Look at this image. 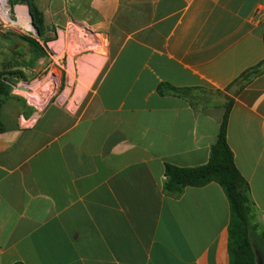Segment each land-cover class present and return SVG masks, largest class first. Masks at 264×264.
<instances>
[{"label":"crops","instance_id":"crops-1","mask_svg":"<svg viewBox=\"0 0 264 264\" xmlns=\"http://www.w3.org/2000/svg\"><path fill=\"white\" fill-rule=\"evenodd\" d=\"M42 10L46 39L87 28L105 37L108 61L68 104L21 108L13 91L0 109V264H230L223 188L169 197L165 165L208 163L226 89L264 62V0H45ZM163 84L226 96L194 108ZM227 137L264 225V75L236 98Z\"/></svg>","mask_w":264,"mask_h":264},{"label":"trees","instance_id":"trees-1","mask_svg":"<svg viewBox=\"0 0 264 264\" xmlns=\"http://www.w3.org/2000/svg\"><path fill=\"white\" fill-rule=\"evenodd\" d=\"M29 6L39 38L47 41L45 34L49 31L45 16L34 0H14ZM34 62L45 58L46 53L41 44L33 38L25 37ZM25 79L23 73H19ZM264 75V62L247 70L226 92L230 94L222 104L224 116L217 136L216 143L210 151V158L206 165L181 168L171 164L165 165V195L173 198L182 196L187 188H202L211 183L219 184L230 204L231 221L229 225L228 251L230 264H259L255 242L264 246V225L260 220V212L252 198L251 186L239 171L235 163V155L228 144V125L231 111L236 98L254 80ZM10 81L0 73V109L4 106L10 94ZM161 94H171L186 99L194 108H206L219 104L218 99L225 93L221 91L200 90L196 88H176L169 84L160 87ZM218 98V99H217ZM0 127L2 124L0 121Z\"/></svg>","mask_w":264,"mask_h":264},{"label":"rangeland","instance_id":"rangeland-1","mask_svg":"<svg viewBox=\"0 0 264 264\" xmlns=\"http://www.w3.org/2000/svg\"><path fill=\"white\" fill-rule=\"evenodd\" d=\"M44 1L34 0L42 12ZM7 10L9 13H3ZM31 18L27 4L0 0V46L4 47L3 54H0V73L11 81L10 92L18 90V86L23 87V93L17 91L20 95L13 96L21 108L27 105L41 109L55 100L68 104L79 99L106 68L108 49L105 37L83 27H73L67 33L62 29L58 33L53 28L54 33L44 41L37 36ZM28 35L39 40L45 58L34 62L23 39ZM19 73H26L25 79H19Z\"/></svg>","mask_w":264,"mask_h":264},{"label":"built area","instance_id":"built-area-1","mask_svg":"<svg viewBox=\"0 0 264 264\" xmlns=\"http://www.w3.org/2000/svg\"><path fill=\"white\" fill-rule=\"evenodd\" d=\"M21 89H23V87H22V86H19V87H18V90H16L14 93L17 94V95H20V93H17V91L22 92ZM22 93H23V92H22ZM36 108H37V107H36Z\"/></svg>","mask_w":264,"mask_h":264},{"label":"bare ground","instance_id":"bare-ground-1","mask_svg":"<svg viewBox=\"0 0 264 264\" xmlns=\"http://www.w3.org/2000/svg\"><path fill=\"white\" fill-rule=\"evenodd\" d=\"M2 9H3V10L5 9V5H4V4H2ZM3 13L7 14V13H9V12H8V10H7V11H3Z\"/></svg>","mask_w":264,"mask_h":264},{"label":"water","instance_id":"water-1","mask_svg":"<svg viewBox=\"0 0 264 264\" xmlns=\"http://www.w3.org/2000/svg\"><path fill=\"white\" fill-rule=\"evenodd\" d=\"M32 19V18H31ZM33 27L35 28V26L33 25ZM36 33H37V36H39V33L36 31Z\"/></svg>","mask_w":264,"mask_h":264}]
</instances>
